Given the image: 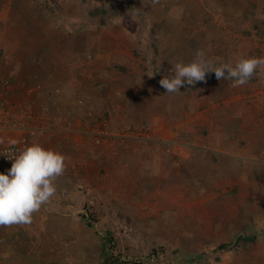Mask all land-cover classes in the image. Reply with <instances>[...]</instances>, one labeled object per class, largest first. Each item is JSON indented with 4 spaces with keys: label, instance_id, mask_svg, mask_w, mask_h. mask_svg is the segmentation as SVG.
I'll use <instances>...</instances> for the list:
<instances>
[{
    "label": "crops",
    "instance_id": "crops-1",
    "mask_svg": "<svg viewBox=\"0 0 264 264\" xmlns=\"http://www.w3.org/2000/svg\"><path fill=\"white\" fill-rule=\"evenodd\" d=\"M71 2L0 0V80L11 110L33 114L43 132L30 146L59 152L66 165L31 223L0 226V259L22 264L31 245L78 243L67 215L86 206L91 215L96 205L106 212L92 216L96 225L130 229L138 247L264 264V77L233 87L210 74L167 94L159 81L168 75L151 53L137 57L138 42L104 28L108 18L93 24L90 7L82 17ZM181 45L175 39L170 50ZM109 116L121 138L97 146L90 133Z\"/></svg>",
    "mask_w": 264,
    "mask_h": 264
},
{
    "label": "rangeland",
    "instance_id": "rangeland-1",
    "mask_svg": "<svg viewBox=\"0 0 264 264\" xmlns=\"http://www.w3.org/2000/svg\"><path fill=\"white\" fill-rule=\"evenodd\" d=\"M80 1L82 3L74 0L70 4L66 3V6L75 9L79 7L77 11L82 17H85L89 6L91 15L88 16L93 24L99 25L108 18L104 28H112L115 33L121 30L118 33L122 36L138 42V50L144 51H136V56L144 57L142 59L146 62L151 53L162 75L170 74L178 58L182 57L180 62L185 64L194 60L197 50L203 51L205 57L217 66L225 63L235 65L242 57H264V0H94V4L87 0ZM72 23L70 19L66 25L71 26ZM175 39L182 43L180 48L177 46L175 49L177 53L170 50ZM151 45L154 51L151 50ZM172 48L174 49L173 46ZM182 49L187 54L179 52ZM184 56L188 60H184ZM69 58L66 59L67 63L70 62ZM210 74L215 73L206 75ZM252 77H264V68H260L258 74ZM114 118H104L96 130L113 132ZM106 142L108 146L112 138H107ZM95 206L91 205L89 208L91 215L87 212V206V211L81 214L72 210L67 215L72 221L70 225L74 226L71 227L72 231L77 230L78 243L76 240L58 242L51 247L45 243L37 252L38 245H31L22 264H103L106 257L113 264H210L208 256L216 254L202 250V253L194 255L186 247L179 250L176 245L159 243L141 244L142 251L138 253L140 247L136 243L137 237H130V229L122 225L110 229L96 225L92 216L101 214L105 217L106 212L94 211ZM113 216L114 213H111L109 218ZM55 227V231L61 230L60 227ZM62 231L58 233L62 235ZM65 234V237L71 235L67 232ZM88 241L95 251L89 252ZM15 261L5 258L0 259V264H17L18 261Z\"/></svg>",
    "mask_w": 264,
    "mask_h": 264
},
{
    "label": "clouds",
    "instance_id": "clouds-1",
    "mask_svg": "<svg viewBox=\"0 0 264 264\" xmlns=\"http://www.w3.org/2000/svg\"><path fill=\"white\" fill-rule=\"evenodd\" d=\"M260 68H264V57H242L234 66H217L197 50L194 60L176 63L159 83L167 94L174 95L181 93V87L194 86L205 81L206 74L215 73L217 79L232 81V86L237 87L248 83ZM11 161L7 173H0V226L31 223L33 213L55 195L54 181L66 167L62 154L39 144L26 147Z\"/></svg>",
    "mask_w": 264,
    "mask_h": 264
},
{
    "label": "built area",
    "instance_id": "built-area-1",
    "mask_svg": "<svg viewBox=\"0 0 264 264\" xmlns=\"http://www.w3.org/2000/svg\"><path fill=\"white\" fill-rule=\"evenodd\" d=\"M8 82L0 80V173L12 165L15 156L22 152L26 147L30 146L31 138L41 135L43 132L38 123L37 118L23 111L20 115L12 112V105L7 99ZM105 125L107 123L105 122ZM25 131L26 135L18 138L11 136L12 132ZM7 133V135H6ZM94 143L97 146L107 147V138L120 139L121 136L116 132L93 131ZM14 142V143H13Z\"/></svg>",
    "mask_w": 264,
    "mask_h": 264
},
{
    "label": "trees",
    "instance_id": "trees-1",
    "mask_svg": "<svg viewBox=\"0 0 264 264\" xmlns=\"http://www.w3.org/2000/svg\"><path fill=\"white\" fill-rule=\"evenodd\" d=\"M89 224V223H88ZM107 229V228H106ZM110 235L112 236V234L110 233ZM89 240H91V239H89ZM88 246L89 247H87V249H89V252H92V250L93 251H95L94 249H93V247H90V241H88ZM224 248H226V247H222V249H224ZM88 253V252H87ZM104 258V257H103ZM104 261V260H103ZM103 264H113V262H112V260L110 259V258H108V257H106L105 258V261H104V263Z\"/></svg>",
    "mask_w": 264,
    "mask_h": 264
},
{
    "label": "bare ground",
    "instance_id": "bare-ground-1",
    "mask_svg": "<svg viewBox=\"0 0 264 264\" xmlns=\"http://www.w3.org/2000/svg\"><path fill=\"white\" fill-rule=\"evenodd\" d=\"M90 135H92V136H93V140H94V134H93V133H90Z\"/></svg>",
    "mask_w": 264,
    "mask_h": 264
}]
</instances>
